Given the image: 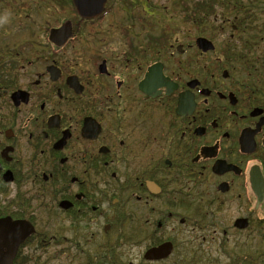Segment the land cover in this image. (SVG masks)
I'll list each match as a JSON object with an SVG mask.
<instances>
[{
  "label": "flooded vegetation",
  "instance_id": "flooded-vegetation-1",
  "mask_svg": "<svg viewBox=\"0 0 264 264\" xmlns=\"http://www.w3.org/2000/svg\"><path fill=\"white\" fill-rule=\"evenodd\" d=\"M111 1L122 15L108 23ZM9 14L0 10V257L264 264V44L251 72L234 25L201 52L149 27L147 0H106L78 18V34L72 24L75 60L70 40L15 41L1 25ZM165 242L167 258H144Z\"/></svg>",
  "mask_w": 264,
  "mask_h": 264
},
{
  "label": "trees",
  "instance_id": "trees-1",
  "mask_svg": "<svg viewBox=\"0 0 264 264\" xmlns=\"http://www.w3.org/2000/svg\"><path fill=\"white\" fill-rule=\"evenodd\" d=\"M47 2L48 1L44 0H35V4H37L35 6L36 11L42 9L41 7L46 5ZM184 2L188 3V1ZM5 3L8 4V2ZM66 3V5H61V9L64 10L63 8L67 6L70 12H73L74 9L71 0H66ZM260 3H264V0H197L195 5H192L194 9V11L192 10L193 16L188 17V22L193 23L194 20L195 22L197 20L198 22H202L200 23L201 26L206 28L207 21L208 26H211L209 20L210 16L215 15L217 9L220 10L223 14V19H225V21H231L237 28L236 31L241 35V40L245 44V50L250 53V55H247L245 58V67H247V70L253 72L254 64L257 63V61L254 55L252 56L251 52L260 44H264V21L258 23V17L264 16V5L261 6ZM43 9L46 8L44 7ZM166 25L168 26V23H166ZM195 26L198 28L196 31L199 32V34H206L205 29H201L200 25ZM214 31L216 32L217 29L211 30V33H214Z\"/></svg>",
  "mask_w": 264,
  "mask_h": 264
},
{
  "label": "rangeland",
  "instance_id": "rangeland-1",
  "mask_svg": "<svg viewBox=\"0 0 264 264\" xmlns=\"http://www.w3.org/2000/svg\"><path fill=\"white\" fill-rule=\"evenodd\" d=\"M44 1H47V0H44ZM147 1H148V4H150V6H152L153 8H158V10L160 12L162 11V9L159 6L165 7L171 12L172 24L176 23V25L175 26L173 25L175 32L172 34L169 41H171V42L176 41L179 44H185V43H188L190 41L189 37H194L193 32L187 33V31H188L187 26H189L188 25V17L193 16L192 10L194 11V9H193L192 5H195L197 0H175V1H177V3H174L173 0H147ZM184 1H188V3L184 2ZM19 3L22 5L23 8L20 9L21 14H20V19L18 20L17 24L19 27H23V28H21V30L15 34L14 40L17 41L18 43L24 42V41H26V39L30 40V37L28 36V34L30 32L28 33V23H27V21L29 19V20L33 21V23L35 22L33 25L32 24L31 25L36 27L32 31L37 30L36 31V41L38 40L40 42H46L45 35L44 36L42 35L43 34L42 31L44 30V28L42 29V26H40V24L44 25L46 19H48V18H45L44 15L41 16L40 14H38V15L34 14L33 10L31 11L30 8H27V5H28L27 0H22ZM126 3H129V2L126 1ZM260 5L263 6L264 3H260ZM52 8L55 9L54 14L59 17V15L61 14V11L59 9H58V11L56 10L57 5L53 0H52ZM3 13H8V12L5 11ZM26 14H28V15L30 14L29 18L24 16ZM10 15H12V13L9 14V16ZM55 15H54V20H55ZM121 15H122V13L119 12V10L117 8V4L113 3L111 1V4L108 8V11L106 13H104L102 19L106 20L108 23H110L111 19H113V20L116 19V20L120 21ZM160 15L158 17H155L152 20L157 21V22H159V21L162 22V19H159ZM69 17H70L69 20L75 22V27H74L75 32L81 31V27L77 26V23H76L77 20L75 19V17L74 16H69ZM222 17L223 16L220 13H218L216 15L217 20L222 19ZM15 19H17V17ZM59 20H61V19L59 18ZM62 20H64V17L62 18ZM47 21L50 22V20H47ZM263 21H264V16H259L258 17V23H261ZM107 22H105V25H107L106 24ZM163 22H164V24H166V22H168V21L163 19ZM100 24L103 25V23H100ZM150 24H152V23H150ZM150 24L148 25L149 27H151ZM93 26H96V24ZM178 28H179V30H178ZM86 31H89V30L86 28ZM149 31H150V28H149ZM156 31L157 30L155 29V32ZM228 34H230L229 28H227V30H226L225 34H223V36L226 38L228 36ZM221 36H222L221 33L216 34L214 42L219 44L220 41H223L224 38ZM33 40H34V38H33ZM76 43H77V38L75 37V39L73 41H71V44L68 47V52H69L70 58H74L75 60H76V58H78L77 54H76L78 51Z\"/></svg>",
  "mask_w": 264,
  "mask_h": 264
},
{
  "label": "water",
  "instance_id": "water-1",
  "mask_svg": "<svg viewBox=\"0 0 264 264\" xmlns=\"http://www.w3.org/2000/svg\"><path fill=\"white\" fill-rule=\"evenodd\" d=\"M106 0H72L73 6L77 14L84 19L96 17L102 10ZM71 36V25L69 21L62 23L58 28H52L49 30L48 39L56 47L63 45L66 40ZM195 45L202 52L212 50L214 48L212 42L204 37H197L195 39ZM180 47V46H178ZM155 67L150 68L146 74L145 79L149 82L155 78ZM160 76V73L158 74ZM161 79V77H159ZM72 86V85H71ZM21 239H17L20 242ZM15 244V245H16ZM12 254L14 249H11ZM170 252L169 244H163L158 248L149 250L145 258L159 259L164 258ZM12 255L0 257V264H11Z\"/></svg>",
  "mask_w": 264,
  "mask_h": 264
}]
</instances>
